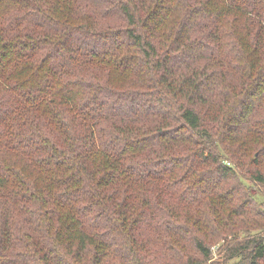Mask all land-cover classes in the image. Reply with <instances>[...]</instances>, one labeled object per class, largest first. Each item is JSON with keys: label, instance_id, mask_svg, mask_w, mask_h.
I'll list each match as a JSON object with an SVG mask.
<instances>
[{"label": "trees", "instance_id": "trees-1", "mask_svg": "<svg viewBox=\"0 0 264 264\" xmlns=\"http://www.w3.org/2000/svg\"><path fill=\"white\" fill-rule=\"evenodd\" d=\"M0 264H264V0H0Z\"/></svg>", "mask_w": 264, "mask_h": 264}, {"label": "rangeland", "instance_id": "rangeland-1", "mask_svg": "<svg viewBox=\"0 0 264 264\" xmlns=\"http://www.w3.org/2000/svg\"><path fill=\"white\" fill-rule=\"evenodd\" d=\"M249 185H250V183H248ZM247 184V185H248ZM252 190H254V192H256L257 190H256V188H252ZM258 198L260 199V200H263V197L262 196H258Z\"/></svg>", "mask_w": 264, "mask_h": 264}]
</instances>
